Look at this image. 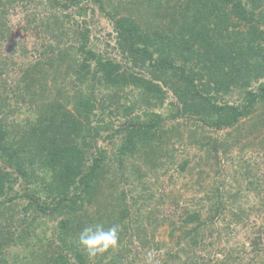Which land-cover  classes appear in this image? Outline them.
Instances as JSON below:
<instances>
[{
  "label": "trees",
  "instance_id": "1",
  "mask_svg": "<svg viewBox=\"0 0 264 264\" xmlns=\"http://www.w3.org/2000/svg\"><path fill=\"white\" fill-rule=\"evenodd\" d=\"M97 12L115 45L91 40ZM4 44L29 56L11 88L3 76L18 63ZM233 90L237 102L225 97ZM263 127L264 0H0V264H208L198 245L248 227L232 183L256 189L257 179L247 163L211 181L209 155L192 171L186 159L182 172L206 178L195 181L205 205L181 208L156 187L169 145L186 136L220 163L230 148L209 129L235 131V148ZM96 223L119 226V245L89 256L77 239ZM259 240L249 246L264 257ZM233 253L218 262L238 264Z\"/></svg>",
  "mask_w": 264,
  "mask_h": 264
},
{
  "label": "rangeland",
  "instance_id": "2",
  "mask_svg": "<svg viewBox=\"0 0 264 264\" xmlns=\"http://www.w3.org/2000/svg\"><path fill=\"white\" fill-rule=\"evenodd\" d=\"M93 15H91V18H88L91 21V24L89 23V27L91 30V40L96 41L98 40L96 38H99L101 39V41L105 40L108 41L111 45H115V41L112 37L113 26L111 21L107 17L101 16V14H99L98 12ZM18 35L19 34H15V37L17 38ZM2 47L4 49V55L8 56L9 60H13L18 63L15 65H11L9 72L5 73V75L3 76L7 79L8 86L11 88L15 81L20 77L21 72L19 70V67L25 66L24 63H27L29 61V56L23 58L19 57L18 54H11L9 52L10 44H4V46ZM111 51L114 52L115 50L111 49ZM225 97L230 102H237L241 98L235 90L231 91V94L225 95ZM260 112L261 110H258L255 114L258 115L260 114ZM253 116L254 114L251 118H253ZM17 117L26 118L27 115L20 113L17 115ZM249 118H243L242 122L249 121ZM245 123L243 124V127ZM229 130L233 134L227 135L226 137V130L215 131L209 129V134H211L213 137H215L217 134L225 137V139H227L226 144H228L230 148L227 150L228 157H225V154H222V150L219 151L222 154H220V163L216 162L218 160H216V155L213 150L210 154H206L205 147L199 148L198 146L196 147L192 144H190V146H186V144L189 143L188 141H183L186 140V136L184 139H182V141L176 140L175 143L173 142V144H170L169 147H171V145H174V147L171 148L170 151V154L172 155L171 157L174 161L169 165H165L166 168L160 171L159 179L160 181H162V184H157L158 186L156 185V187L159 190H163L165 193H168V195H170V198L172 197L174 199H177L178 202L180 201L179 205L181 208L184 204L187 203H190L189 205L192 208L202 207V204L205 205V201L201 204L199 203L198 199L199 197L203 196V193L201 192L202 188L199 189L200 186H198L197 188V182L195 181L201 182L206 180V178L205 176H202L203 174H200L198 172L196 173V171H194V173L192 174L191 172H189V170L182 172L179 167V164L181 162L188 159V164L192 166V171V168L198 159L201 161V163H204V161L208 159L206 158V156L209 155L208 161L210 162V165H213V168L215 166V171L218 168L223 169V171H219L217 176L214 174L215 171H213V168L208 170L209 174L207 175H210L212 177L211 181H213V175L215 180L222 179L223 175H227V177H229L230 175H232L231 173H233L234 170H237L238 168H240V166L242 167L243 165H247L248 163V165L251 166V168H249V171H251L250 177L257 179L255 180V183L258 185L257 188L243 189V187L247 185L246 178L243 177H240L239 181H237L235 184L232 183V191H238L239 188L242 187V190L239 191L236 207H241V210L245 209V213H243V220L248 223L247 229L243 228V222L230 224V234L228 239L224 236L222 237V239H212V237H207L204 244L198 245L196 254H198V256H202L204 258L203 261L208 264H220L217 258H223L224 262V252L226 253V251H231L234 252L233 255L236 256L238 264H261L260 259H264V257L255 256L252 252L254 250H252V247L249 245L251 240H253V238L256 237L257 234H260V236L263 237V240L262 242L259 240L260 242H258V247L261 248V253L264 252V132H262L258 136L255 133L248 135L246 134V130H243V136L240 137V142H237V144H235V148H232V145H234L233 139L235 138V131H233L232 129ZM100 143L102 145L105 144L104 142ZM240 159L244 160L239 163V161H241ZM197 189L199 190V192ZM193 197H197V199L191 201V198ZM184 201L187 202L184 203ZM166 210L170 213L171 217L174 218V221L175 219L178 220V207L177 209H173V205L169 204L166 207ZM168 223L170 224L169 221ZM224 224L226 226L227 222H220L218 225ZM251 225L255 226L251 227ZM260 226L261 230L259 228ZM168 230V225L162 227L158 232L159 239L163 238L164 240H168ZM177 233H180V231ZM177 236L178 234L176 235V237ZM211 242H213V244ZM12 249L22 255H25L27 253L26 249L24 248L12 247ZM152 255L155 257L156 253L154 252ZM158 261L159 260H155V258H148V264H157L159 263Z\"/></svg>",
  "mask_w": 264,
  "mask_h": 264
},
{
  "label": "clouds",
  "instance_id": "3",
  "mask_svg": "<svg viewBox=\"0 0 264 264\" xmlns=\"http://www.w3.org/2000/svg\"><path fill=\"white\" fill-rule=\"evenodd\" d=\"M119 232L117 225L105 228L103 224L96 223L86 226L79 233L77 243L89 256H96L118 247Z\"/></svg>",
  "mask_w": 264,
  "mask_h": 264
}]
</instances>
